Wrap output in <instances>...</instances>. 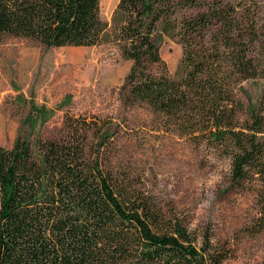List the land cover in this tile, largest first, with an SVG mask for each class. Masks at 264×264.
<instances>
[{"label":"trees","instance_id":"trees-1","mask_svg":"<svg viewBox=\"0 0 264 264\" xmlns=\"http://www.w3.org/2000/svg\"><path fill=\"white\" fill-rule=\"evenodd\" d=\"M259 28L241 1L118 0L108 23L100 0H0V36L113 44L131 60L128 103L149 107L165 132L232 158L231 184L255 195L248 235L264 231V93L245 118L238 94L261 65L250 49ZM167 38L182 46L174 76L161 57ZM93 122L65 116L60 138L0 144V264H222L227 243L198 241L147 195L118 187L90 138L103 141L106 127L94 133Z\"/></svg>","mask_w":264,"mask_h":264},{"label":"rangeland","instance_id":"rangeland-1","mask_svg":"<svg viewBox=\"0 0 264 264\" xmlns=\"http://www.w3.org/2000/svg\"><path fill=\"white\" fill-rule=\"evenodd\" d=\"M226 1L254 8L260 25L250 49L261 65L257 77L243 81L245 91L238 94L239 116L245 118L249 105L258 108L264 93V0ZM117 2L100 0L102 20L110 23ZM211 35L208 31L206 37ZM160 51L174 76L181 43L167 38ZM131 64L113 44L56 47L1 35L0 144L10 147L17 138H60L65 116L92 120L94 133L106 127L103 141L96 134L90 138L100 146L118 187L144 193L167 218H179L188 228L197 221V229H189L198 241L207 234L214 244L227 243L231 252L222 264H264V231H243L257 216L254 193L231 184L229 174L215 188L209 186L216 169L210 158L227 155L165 132L149 107L127 102L123 84ZM151 71L159 74L161 66L153 65Z\"/></svg>","mask_w":264,"mask_h":264},{"label":"clouds","instance_id":"clouds-1","mask_svg":"<svg viewBox=\"0 0 264 264\" xmlns=\"http://www.w3.org/2000/svg\"><path fill=\"white\" fill-rule=\"evenodd\" d=\"M211 163L216 165L215 173L208 179L207 183L209 186L215 188L218 184H220L224 180L225 174H231L233 168V160L231 157H225L223 159L215 157L210 158ZM214 201V200H213ZM205 201V204L213 203ZM189 228L191 230L197 229V221H193Z\"/></svg>","mask_w":264,"mask_h":264}]
</instances>
